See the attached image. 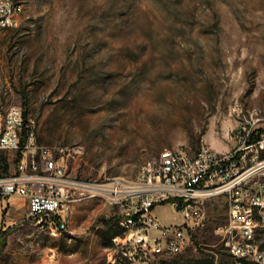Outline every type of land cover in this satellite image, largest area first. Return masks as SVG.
Here are the masks:
<instances>
[{
  "label": "rangeland",
  "instance_id": "obj_1",
  "mask_svg": "<svg viewBox=\"0 0 264 264\" xmlns=\"http://www.w3.org/2000/svg\"><path fill=\"white\" fill-rule=\"evenodd\" d=\"M23 1L19 25L0 30V103L27 104L38 144L64 147L73 177L135 179L166 147L230 151L233 105L264 109V0ZM2 156V172H14L16 154ZM11 202L0 264H37L47 248L63 264H106L122 231L119 209L101 198L72 205L62 233L41 232L22 199ZM204 208L185 249L153 264H241L217 232L227 197ZM157 211L165 222L181 220L169 205Z\"/></svg>",
  "mask_w": 264,
  "mask_h": 264
},
{
  "label": "built area",
  "instance_id": "obj_2",
  "mask_svg": "<svg viewBox=\"0 0 264 264\" xmlns=\"http://www.w3.org/2000/svg\"><path fill=\"white\" fill-rule=\"evenodd\" d=\"M17 0H0V30L18 26ZM238 125L232 150L221 152L204 143L194 154L166 147L140 167L135 179L115 183V176L91 181L71 176L64 147L38 144L36 119L21 104L0 103V151L16 154V169L0 173V228L11 198L25 200L27 219L48 232L67 231L65 214L72 205L101 198L119 209V250L108 248L106 264H153L155 258L182 252L189 228L206 217L205 202L226 196L228 219L218 226L225 248L241 264H264V109L232 107ZM61 153V155H58ZM169 205L179 221L165 222L159 206ZM24 243V240H22ZM46 248V247H45ZM37 264H63L56 248H47ZM22 264V263H18Z\"/></svg>",
  "mask_w": 264,
  "mask_h": 264
},
{
  "label": "bare ground",
  "instance_id": "obj_3",
  "mask_svg": "<svg viewBox=\"0 0 264 264\" xmlns=\"http://www.w3.org/2000/svg\"><path fill=\"white\" fill-rule=\"evenodd\" d=\"M17 7H21V12L23 13L24 9H25V2L23 0H17ZM156 157V155L146 159L143 163H146L147 161H153V159ZM121 177V176H120ZM115 183H125L124 179H120V178H115ZM65 222L66 221V216H65ZM68 225V224H67ZM37 228L41 231V232H48V226H37ZM68 229V228H67ZM64 232V231H63ZM51 233V232H48ZM55 233V232H54ZM113 240H117V234L114 235L112 237V241H111V245L110 247H112V250H119V242H113ZM237 259L240 260L241 262V257L239 256H235Z\"/></svg>",
  "mask_w": 264,
  "mask_h": 264
},
{
  "label": "trees",
  "instance_id": "obj_4",
  "mask_svg": "<svg viewBox=\"0 0 264 264\" xmlns=\"http://www.w3.org/2000/svg\"><path fill=\"white\" fill-rule=\"evenodd\" d=\"M23 108H24V112H25V115H28L29 113V111H28V107H27V104H25V102H24V106H23ZM1 152V151H0ZM3 170H5V171H9V163L7 162V159H6V157H0V173L3 171ZM117 233H120V231L119 232H116V234ZM115 234V235H116ZM1 241V240H0ZM235 257V256H234ZM203 264H215V260L213 259V258H210V259H207L206 261H204V263Z\"/></svg>",
  "mask_w": 264,
  "mask_h": 264
},
{
  "label": "crops",
  "instance_id": "obj_5",
  "mask_svg": "<svg viewBox=\"0 0 264 264\" xmlns=\"http://www.w3.org/2000/svg\"><path fill=\"white\" fill-rule=\"evenodd\" d=\"M20 199H22V198H20ZM22 201H23V203L21 202V204L24 205L25 204V200L22 199ZM11 204H13V203L11 202ZM21 204L19 206H21Z\"/></svg>",
  "mask_w": 264,
  "mask_h": 264
}]
</instances>
